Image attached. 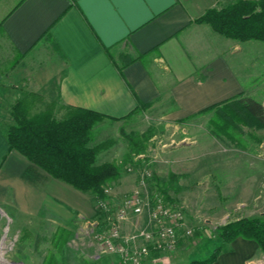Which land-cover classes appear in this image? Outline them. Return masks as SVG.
<instances>
[{
    "label": "crops",
    "instance_id": "1",
    "mask_svg": "<svg viewBox=\"0 0 264 264\" xmlns=\"http://www.w3.org/2000/svg\"><path fill=\"white\" fill-rule=\"evenodd\" d=\"M231 1L0 0V32L14 52L0 63V87L21 81L56 107H83L119 118L112 121H127L123 117L136 108L137 98L150 104L145 111L158 107L163 120L203 116L205 124L212 111L203 109L240 94L264 105V40L226 37L195 21ZM122 61L127 62L121 71ZM190 144L183 157L168 155L173 171L199 168L194 159L207 150ZM111 149L97 155V164L117 158L109 153L100 160ZM95 202L92 191H79L11 149L0 126V204L66 226L75 215H94ZM141 216L142 226H148L147 216ZM136 217L124 221L126 232L135 227ZM230 247L213 264H254L261 250L243 237ZM149 259L185 264L181 246Z\"/></svg>",
    "mask_w": 264,
    "mask_h": 264
},
{
    "label": "rangeland",
    "instance_id": "2",
    "mask_svg": "<svg viewBox=\"0 0 264 264\" xmlns=\"http://www.w3.org/2000/svg\"><path fill=\"white\" fill-rule=\"evenodd\" d=\"M13 55L9 42L0 32V63ZM10 83L15 85L0 87V126L6 131L15 123L12 107L18 100L28 103L29 116L49 110L51 105L21 81ZM66 111L54 105V120L65 118ZM160 111L157 107L139 112L127 121H99L91 129L88 145H102L100 152L112 148L100 160H107L109 153L110 158L118 155L112 162L121 165V172L103 184L108 190L107 197L108 193L112 197L107 200L113 210L130 190L140 186V177L146 171L152 173L144 188L149 197L166 192L183 207L192 233L182 237L179 247L188 264L209 256L220 245V226L242 217H264V128L239 123L232 135L219 138L210 134L209 121L205 124L203 116L166 121L160 118ZM189 143L207 150L194 159L199 168L173 171L168 167L171 161L168 155L176 153L183 157L184 146ZM97 155L95 165H101L97 164ZM129 165H132L130 170ZM95 206L94 215H75L64 226L46 217H26L0 204V244H4L0 264H117L115 254L106 251L97 239L96 232L106 222L98 202ZM137 217L135 227L129 231L144 227L143 216ZM60 227L66 231L58 237ZM158 262L147 259L143 264ZM254 264H264V251H257Z\"/></svg>",
    "mask_w": 264,
    "mask_h": 264
},
{
    "label": "trees",
    "instance_id": "3",
    "mask_svg": "<svg viewBox=\"0 0 264 264\" xmlns=\"http://www.w3.org/2000/svg\"><path fill=\"white\" fill-rule=\"evenodd\" d=\"M195 21L209 23L226 37L241 41L264 40V0H236L220 9L212 7ZM125 62L119 66L121 71ZM54 105L51 104L49 110L29 116L28 103L24 99L18 100L12 107L15 123L6 131L10 148L19 151L52 177L84 192L92 191L97 202L108 199L103 184L119 175L121 165L112 161L95 165L96 155L103 146L90 147L88 143L91 129L97 122L119 118L70 106L65 118L56 121ZM149 105L137 98L136 108L123 118L143 112ZM207 111H212L209 132L219 138L231 134L239 123L248 127H264V105L252 97L240 94L202 110ZM131 151L134 152L132 147ZM164 194L167 200L174 201L166 192ZM65 231L60 227L57 236ZM238 237L254 240L264 251V217H242L220 226V245L209 256L194 259L188 264H213L221 253L230 250L228 245Z\"/></svg>",
    "mask_w": 264,
    "mask_h": 264
},
{
    "label": "built area",
    "instance_id": "4",
    "mask_svg": "<svg viewBox=\"0 0 264 264\" xmlns=\"http://www.w3.org/2000/svg\"><path fill=\"white\" fill-rule=\"evenodd\" d=\"M151 176L149 171L141 175L140 186L130 191L115 210L107 199L98 202L106 223L96 232L97 239L106 251L119 256L120 264H143L154 253L175 252L182 237L192 233L181 205L161 193L151 197L145 193L146 179ZM141 215L147 216L148 226L126 232L123 222Z\"/></svg>",
    "mask_w": 264,
    "mask_h": 264
},
{
    "label": "bare ground",
    "instance_id": "5",
    "mask_svg": "<svg viewBox=\"0 0 264 264\" xmlns=\"http://www.w3.org/2000/svg\"><path fill=\"white\" fill-rule=\"evenodd\" d=\"M3 245L4 244H0V256L1 257L3 256V253H4V251H3Z\"/></svg>",
    "mask_w": 264,
    "mask_h": 264
}]
</instances>
